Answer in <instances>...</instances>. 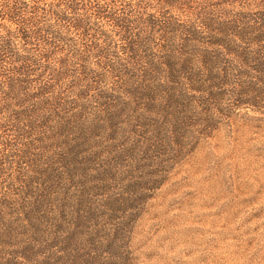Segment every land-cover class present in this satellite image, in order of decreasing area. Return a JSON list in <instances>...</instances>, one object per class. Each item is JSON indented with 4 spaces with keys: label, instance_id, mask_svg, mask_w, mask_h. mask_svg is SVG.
<instances>
[{
    "label": "trees",
    "instance_id": "16d2710c",
    "mask_svg": "<svg viewBox=\"0 0 264 264\" xmlns=\"http://www.w3.org/2000/svg\"><path fill=\"white\" fill-rule=\"evenodd\" d=\"M0 1V264H105L109 213L264 102V0Z\"/></svg>",
    "mask_w": 264,
    "mask_h": 264
},
{
    "label": "rangeland",
    "instance_id": "374dc122",
    "mask_svg": "<svg viewBox=\"0 0 264 264\" xmlns=\"http://www.w3.org/2000/svg\"><path fill=\"white\" fill-rule=\"evenodd\" d=\"M258 95L231 118L220 116L210 137L175 154L139 217L124 218L127 206L109 213L104 229L114 233L122 223L125 232L105 264H264V102Z\"/></svg>",
    "mask_w": 264,
    "mask_h": 264
}]
</instances>
